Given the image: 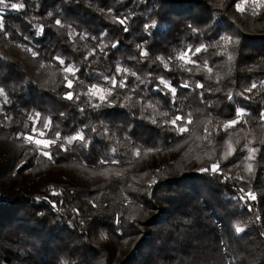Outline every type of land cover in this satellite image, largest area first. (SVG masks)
Masks as SVG:
<instances>
[{"label": "trees", "instance_id": "trees-1", "mask_svg": "<svg viewBox=\"0 0 264 264\" xmlns=\"http://www.w3.org/2000/svg\"><path fill=\"white\" fill-rule=\"evenodd\" d=\"M0 88V264H264V0H5Z\"/></svg>", "mask_w": 264, "mask_h": 264}, {"label": "snow or ice", "instance_id": "snow-or-ice-1", "mask_svg": "<svg viewBox=\"0 0 264 264\" xmlns=\"http://www.w3.org/2000/svg\"><path fill=\"white\" fill-rule=\"evenodd\" d=\"M4 2H5V0H0V4H4ZM259 6L260 5L257 4V7H259ZM11 7L13 9H18V8L22 7V5L13 3V4H11ZM237 10L238 11H243L244 10L243 5H239L238 4L237 5ZM56 23L59 24L60 21L57 20ZM120 23L123 24L124 21L121 20ZM148 27H150V26L149 25H145V28H148ZM125 30H127V29H125ZM227 42H229V43L232 42L230 37L227 38ZM113 47H115V45H113ZM202 50H203V46L202 47L195 48V51H194L193 55H195L197 53H200ZM141 55H147V53L146 52H142ZM186 56H188V52L187 51L183 52L179 56V59L180 60H185ZM185 62L187 63V62H190V61H185ZM60 63L61 64H64V61L63 60H60ZM64 71L67 72V73H69V74H73L74 73V69L72 67H70V66L69 67H65L64 68ZM118 71H126V70H120V69H118ZM133 75H135V73H133ZM105 82L108 83V84H111L112 88H115L117 86V80L114 77L111 78V79L105 77ZM159 83L162 84L165 88H168L172 92V94L175 96L176 89L173 88L168 82H166L163 78H161L160 81H159ZM126 84H127L126 81H120L119 82V87L124 88V87H126ZM66 86L69 89H71L73 87V82H72L71 79H67V85ZM182 87H188V85L187 84H184V85H182ZM197 87L203 88L204 85L201 84V83H197ZM255 87H256V85L253 84L252 85V88H255ZM247 91H251V89H247ZM2 92H4V89L0 88V93H2ZM90 94L91 95H94V96H98L99 100L103 102L112 93H111V89H109V88H105V87L97 86V85H92L91 88H90ZM66 98L69 99V100L73 99V93L71 91H69L68 93H66ZM229 98L231 99V97H229ZM237 114L238 115H243L244 114L243 113V110L242 109H238L237 110ZM36 115H37V118L39 119V113H37ZM261 118L264 119V113L261 114ZM178 122H181V123L178 124ZM183 122H184V117L181 116V115H176L175 118L170 121V123L172 124V126L175 127L176 130L178 132H180V133H183V132H186L187 131V128L184 127V126H182V123ZM50 123L51 122L49 121L47 124L44 125V127L45 128H48L50 126ZM187 123H191V121L188 120ZM237 123H238V121L233 120V121L229 122L228 125H225V127H231V126H233V125H235ZM43 134L44 133H41V135H43ZM25 139H27L29 142H32L33 141V136H31V135L26 136ZM56 139L57 140L61 139V134L59 132L56 133ZM73 140H81V141H84L85 140V137L82 134H77L76 136H72V137L67 138V143H71ZM35 142H36L37 145H42L43 148H49L53 144L56 143V140H43V141L36 140ZM233 151H235V149H232L231 147H229V151H228L227 155H231ZM249 151H250V155H249L248 159H252L253 158V155H254V153L256 151V149H250ZM43 155L44 156H48L50 158V153L48 151H44L43 152ZM137 155H139V152H137ZM101 163H103V161H101ZM218 167H219L218 164H213L212 165V170L213 171H217L218 170ZM249 171H251V166L250 165H249ZM252 199H255V197L252 196ZM241 231H242V229L236 228V232L237 233H239Z\"/></svg>", "mask_w": 264, "mask_h": 264}]
</instances>
